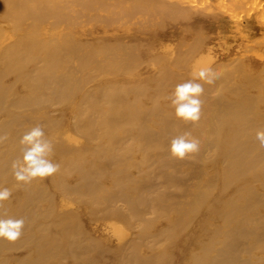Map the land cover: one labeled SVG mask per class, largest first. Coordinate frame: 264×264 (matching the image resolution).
<instances>
[{"label":"bare ground","instance_id":"6f19581e","mask_svg":"<svg viewBox=\"0 0 264 264\" xmlns=\"http://www.w3.org/2000/svg\"><path fill=\"white\" fill-rule=\"evenodd\" d=\"M185 2L264 19V0H0V188L11 192L0 218L24 220L18 239L0 237V264H264V81L237 79L242 62H217L201 33L173 59L154 54L159 69L144 75L138 59L153 48L84 45L75 29L93 12L110 27L188 22ZM208 62L219 78L196 81L200 118L184 121L168 85ZM36 126L59 169L24 183L13 163ZM186 132L199 149L177 158L171 140Z\"/></svg>","mask_w":264,"mask_h":264},{"label":"rangeland","instance_id":"374dc122","mask_svg":"<svg viewBox=\"0 0 264 264\" xmlns=\"http://www.w3.org/2000/svg\"><path fill=\"white\" fill-rule=\"evenodd\" d=\"M180 5L190 7L193 12V17L188 22L176 18H157L149 23H145L143 20H134L132 23L110 27L103 24L104 14L93 12L94 18H90V21L88 19L84 20L75 29L82 34L84 45L91 46L99 39L113 42L116 38H120L129 46L140 43L144 50L148 47L153 48L151 55L138 59L141 62L138 70H141L144 75L154 73L159 69L158 64L154 62V54L162 53L163 55H168L169 53L170 56L174 55V57H177L176 55L181 53L198 33H201L213 39L212 46L217 56V62L225 64L228 68L233 67L230 65L232 63L240 64L242 62L240 65L241 73L239 72L235 75L237 79H244L248 74V76L250 75L256 80L259 78V80L264 81V19L257 12L258 10L245 8L246 10H242L240 15H238L239 17L236 16L237 19L235 15H232L223 6H208L207 4L206 7L205 2L203 4L202 2L194 4L185 2ZM1 13L2 11L0 10V23H5ZM153 41H156V43ZM160 41L164 45L170 46V48L165 50L164 46L161 47ZM184 42L186 43L184 44ZM174 57L172 56L171 59ZM230 61L232 63L229 64L228 62ZM152 63H155V65H152ZM173 83L171 82L168 85V93L175 89L176 86H173ZM92 84L94 82L90 83L91 86H93ZM247 90L254 94L257 93L256 87H248ZM23 249L14 250L13 256L22 257L26 251ZM243 264L247 263L243 262Z\"/></svg>","mask_w":264,"mask_h":264},{"label":"clouds","instance_id":"9594fccd","mask_svg":"<svg viewBox=\"0 0 264 264\" xmlns=\"http://www.w3.org/2000/svg\"><path fill=\"white\" fill-rule=\"evenodd\" d=\"M220 73L214 70L211 62L198 64L192 72L193 79L182 84H177L171 97V103L175 107V114L184 121H197L200 118L203 101L200 99L204 88V81L212 84L219 78ZM45 134L41 126H36L25 133L21 139V144L25 146L23 162L13 163L14 175L17 181L30 183L38 177H45L53 174L59 169L58 164H54L47 157L52 151L49 141L44 138ZM6 139V136H0V141ZM256 140L259 146L264 148V129L256 132ZM199 140L192 137L191 133H184L171 140V154L177 158L183 159L189 153L198 151ZM11 192L7 188H0V201L7 200ZM24 226L23 219L0 218V237L10 241H15L21 235Z\"/></svg>","mask_w":264,"mask_h":264}]
</instances>
